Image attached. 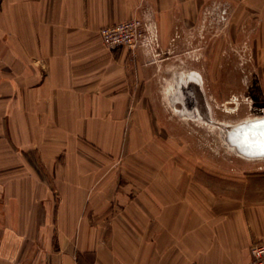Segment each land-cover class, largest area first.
Returning <instances> with one entry per match:
<instances>
[{
    "label": "crops",
    "instance_id": "1",
    "mask_svg": "<svg viewBox=\"0 0 264 264\" xmlns=\"http://www.w3.org/2000/svg\"><path fill=\"white\" fill-rule=\"evenodd\" d=\"M213 1L0 0V264L251 260V244L264 241V200L244 195L247 186L203 184L162 153L142 168H110L133 142L74 139L127 127L141 90L129 61L106 67L101 27L150 16L163 44ZM226 1L257 11L264 25V0ZM44 91L67 105L45 107ZM44 111L56 121L68 113L51 140H42ZM59 129L74 140H60Z\"/></svg>",
    "mask_w": 264,
    "mask_h": 264
},
{
    "label": "rangeland",
    "instance_id": "2",
    "mask_svg": "<svg viewBox=\"0 0 264 264\" xmlns=\"http://www.w3.org/2000/svg\"><path fill=\"white\" fill-rule=\"evenodd\" d=\"M258 15L244 6L217 0L203 7L197 24L178 25V32L163 44L158 31V40L148 50H108L101 57L106 67L112 68L119 59L129 61L132 78L138 81L141 90L132 98L133 116L126 114L127 127L108 129L112 137L104 139L98 129H91L90 134L80 131L74 139L115 140L116 134L117 140L121 136V140L134 144L127 151L122 146L110 168L124 163L132 169L142 168L150 157L162 153L171 159V168L196 171L203 184L247 186L249 192L244 195L264 200V158L236 155L224 141L219 125L196 115L192 105L187 114L177 102L174 105L182 112L177 111L170 95L181 75L194 73L201 79L210 118L212 115L215 120L234 124L264 116V25H257ZM40 67L45 77L49 66ZM59 87L65 89L62 84ZM66 97H52L44 91L42 99L45 107L56 100L65 107ZM95 99L90 98L91 102ZM51 116L49 111L41 115L42 140L53 139L55 124L68 119L66 112L55 115L59 122ZM59 130L60 140H74L61 133L65 129Z\"/></svg>",
    "mask_w": 264,
    "mask_h": 264
},
{
    "label": "built area",
    "instance_id": "3",
    "mask_svg": "<svg viewBox=\"0 0 264 264\" xmlns=\"http://www.w3.org/2000/svg\"><path fill=\"white\" fill-rule=\"evenodd\" d=\"M102 42L110 50L127 48L136 52L148 50L158 40L157 24L150 16H132L100 28ZM251 260L247 264H264V241L250 246Z\"/></svg>",
    "mask_w": 264,
    "mask_h": 264
},
{
    "label": "water",
    "instance_id": "4",
    "mask_svg": "<svg viewBox=\"0 0 264 264\" xmlns=\"http://www.w3.org/2000/svg\"><path fill=\"white\" fill-rule=\"evenodd\" d=\"M191 95L200 103L201 114L208 119L207 107L200 91H193ZM225 133L229 144L244 156L255 159L264 158V116L234 123L225 128Z\"/></svg>",
    "mask_w": 264,
    "mask_h": 264
},
{
    "label": "bare ground",
    "instance_id": "5",
    "mask_svg": "<svg viewBox=\"0 0 264 264\" xmlns=\"http://www.w3.org/2000/svg\"><path fill=\"white\" fill-rule=\"evenodd\" d=\"M197 76L194 73H188L186 76H182L181 75L180 78L178 79L177 83H175L176 85L173 88V90L170 92V95L173 96V98H172L173 106H174V108L177 111L179 110L180 112H182L181 111L182 108H179L177 105H174V104H176L177 102H181L183 104L184 112L185 113L188 114L190 112L191 107L194 106L193 108L196 111V115L197 114L202 115L201 114L202 112H201L200 103L197 102V101H195L194 97L191 95V92H193V91H195V92L196 91H198V92L200 91V94L203 97V95L201 93V89H202V86L203 85L200 83L201 79H198L199 76L198 77ZM199 86H201V88ZM191 100H194V101H191ZM209 114H210V112H209ZM208 119H211V122L213 124L219 125L221 127L222 132H223L224 141L226 142L227 146H229V148H231L235 152L236 155H238L240 157H243L245 159H255V158H249V157L244 156L233 145H230L229 142L227 141V139L225 137V134H226L225 133V128L228 127V126H230V125H232V124H230V123L227 124V123H224V122H220L218 120H215L212 117V115H211V118L209 116Z\"/></svg>",
    "mask_w": 264,
    "mask_h": 264
}]
</instances>
